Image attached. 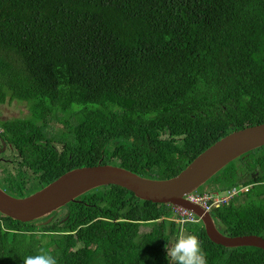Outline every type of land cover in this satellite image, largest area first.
I'll return each instance as SVG.
<instances>
[{"label": "trees", "instance_id": "trees-1", "mask_svg": "<svg viewBox=\"0 0 264 264\" xmlns=\"http://www.w3.org/2000/svg\"><path fill=\"white\" fill-rule=\"evenodd\" d=\"M7 94L30 113L0 120L20 163L1 176L13 196L98 163L175 176L226 134L264 123V0H0V103ZM52 120L67 131L48 136ZM250 172L240 202L210 211L225 235L264 238V145L226 164L210 190ZM63 207L39 225L0 214V264L41 249L57 264H170L169 204L109 184ZM199 223L184 228L207 264H264L263 249L216 244Z\"/></svg>", "mask_w": 264, "mask_h": 264}, {"label": "water", "instance_id": "water-1", "mask_svg": "<svg viewBox=\"0 0 264 264\" xmlns=\"http://www.w3.org/2000/svg\"><path fill=\"white\" fill-rule=\"evenodd\" d=\"M262 145L264 123L226 134L169 178L144 177L118 165L98 163L67 170L45 186L22 197L13 196L0 186V214L21 222L34 221L91 189L115 184L131 191L141 200L179 205L192 210L200 217L208 238L216 244L225 247L254 246L264 250L262 236L225 235L220 232L209 212L184 197L206 183L230 161Z\"/></svg>", "mask_w": 264, "mask_h": 264}, {"label": "rangeland", "instance_id": "rangeland-1", "mask_svg": "<svg viewBox=\"0 0 264 264\" xmlns=\"http://www.w3.org/2000/svg\"><path fill=\"white\" fill-rule=\"evenodd\" d=\"M11 95L7 94L6 95V101L4 103H0V119H10V118H15V117H18V118H28L30 117V113H29V103L28 102H25V101H20V100H12V101H9V97ZM75 107V105L73 106ZM58 115H61L60 112H58ZM51 128L53 129V131L51 130L49 133L47 131V134H59L61 133L62 131H67V128L65 125L61 124L59 121L57 120H52L51 121ZM57 127V128H56ZM59 127V128H58ZM57 145V144H56ZM58 149L60 150L61 147L60 145L57 146ZM13 166L10 165L8 166V168H12ZM28 175L31 176L32 175V172L29 170L28 171ZM252 176V172L248 173L247 175H245V177H243L241 179V182H239L240 184L242 185H247L248 188L251 187V183H248L250 181H248ZM211 179L208 180L206 183H204L203 185L199 186L196 190L197 191H202V190H210V187L213 186V184L211 183ZM246 182V183H245ZM36 191V190H35ZM245 194H240L238 195L234 201L235 202H240L243 198H244ZM57 211V210H56ZM59 211V212H58ZM58 214H53V216H50L51 217V220H49V223L51 221H54L56 219V217L58 216H63L65 214V209L64 207H60V209L58 210ZM55 212V211H54ZM53 213V212H52ZM51 213V214H52ZM49 214V215H51ZM47 215V216H49ZM43 218V217H42ZM39 218L41 220H45L46 218ZM37 220V219H36ZM41 220H38L36 221V223L40 222ZM56 221V220H55ZM168 221L172 222L177 228V233L175 235H172L171 236V239H170V242L169 244L167 245V249H169L175 242L178 238L182 237V236H186V235H190L189 232H187L185 230V228L181 229L174 221H172L170 218L168 219ZM54 223V222H53ZM155 224V223H154ZM153 223H147V224H144V225H141L140 226V230L145 232V231H148L150 229L151 226L154 225ZM199 226H201V224L198 222ZM192 235V234H191Z\"/></svg>", "mask_w": 264, "mask_h": 264}, {"label": "built area", "instance_id": "built-area-1", "mask_svg": "<svg viewBox=\"0 0 264 264\" xmlns=\"http://www.w3.org/2000/svg\"><path fill=\"white\" fill-rule=\"evenodd\" d=\"M0 133H2V128L0 127ZM247 185H234L228 187L224 190H203L197 191L194 190L184 197L190 202L197 206H199L203 211L210 212L214 208L218 206H222L224 204L229 203L231 199L238 196L241 193H244L247 190ZM170 206V214L168 215V219L170 218L174 221L181 229L185 227L188 223H198L201 222L200 217L194 213L192 210H189L183 206L172 205ZM183 220H187V223L182 222Z\"/></svg>", "mask_w": 264, "mask_h": 264}, {"label": "clouds", "instance_id": "clouds-1", "mask_svg": "<svg viewBox=\"0 0 264 264\" xmlns=\"http://www.w3.org/2000/svg\"><path fill=\"white\" fill-rule=\"evenodd\" d=\"M182 222L187 223L188 221L183 220ZM32 235L53 236L55 233H33ZM167 257L170 264H207L206 255L202 250L199 238L191 234L178 238L167 249ZM23 264H57V260L50 253L41 249L36 255L26 256Z\"/></svg>", "mask_w": 264, "mask_h": 264}, {"label": "flooded vegetation", "instance_id": "flooded-vegetation-1", "mask_svg": "<svg viewBox=\"0 0 264 264\" xmlns=\"http://www.w3.org/2000/svg\"><path fill=\"white\" fill-rule=\"evenodd\" d=\"M0 120H2V119H0ZM51 126H52L51 121L47 122L45 124L44 128L46 129V131H45L46 133H47V131H48V133L51 130L53 131ZM48 136H50V134H48ZM53 142H54L57 150H59L58 147H57L59 145L62 148V145H61V143H59V139L58 138H54ZM60 150H59V152H60ZM19 164L20 163H19V160H18V157H17V152H16L15 147L6 138L3 139L2 136H1V133H0V181H1V176L4 174V172H11V171L15 170ZM10 165H12L13 167L12 168H8V166H10ZM49 218L51 220V217H49ZM47 219L46 220L38 219V220H41V221L38 222L37 224L38 225L39 224H47V223H49V221L47 222ZM218 229H219V227H218ZM47 232L55 233V235H58L60 233L59 231H56L55 229H52V230L47 231Z\"/></svg>", "mask_w": 264, "mask_h": 264}]
</instances>
